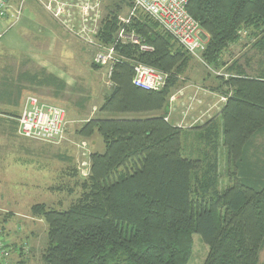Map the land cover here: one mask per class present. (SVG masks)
<instances>
[{"label":"trees","instance_id":"16d2710c","mask_svg":"<svg viewBox=\"0 0 264 264\" xmlns=\"http://www.w3.org/2000/svg\"><path fill=\"white\" fill-rule=\"evenodd\" d=\"M120 3L101 19L98 40L111 46L124 28L152 51L113 45L124 61L114 67L112 89L98 110L107 115H160L92 119L80 127V138L97 133L104 150L90 154L88 173L81 180L76 169L69 173L80 193L68 208L31 206V216L46 225L42 262L186 264L192 235L197 234L209 249L204 264H258L264 246V183L259 187L254 180L259 169L245 154L264 134V74L248 76L234 61L226 78L216 77L222 81L220 88L226 87L219 120L190 130L176 127L167 120L168 102L193 58L143 14L119 23L121 6L130 11L128 2ZM187 11L207 34L204 65L214 70L224 66L223 53L240 41L242 32L251 48L264 53V0H190ZM134 63L165 73V86L158 91L133 86ZM193 134L200 142V159L182 156V140ZM219 150L237 176L223 190ZM5 247L9 264H25L24 259L16 263Z\"/></svg>","mask_w":264,"mask_h":264},{"label":"rangeland","instance_id":"374dc122","mask_svg":"<svg viewBox=\"0 0 264 264\" xmlns=\"http://www.w3.org/2000/svg\"><path fill=\"white\" fill-rule=\"evenodd\" d=\"M15 4V7H13V13H16L17 11H20L21 13L22 9L29 11V9L33 8V10H30L31 13L33 11L43 10L42 8L55 9L58 7L61 9V12H55L54 17L57 24L56 28H58L59 31L60 28L62 29V40L57 43L55 48H53V51L51 50L50 60L54 61L57 70L59 69L66 72V75L70 77L66 80L68 84L61 85L58 84V82H54V84L48 83L47 85H39L38 83L39 88H32V90H40L41 93L31 92V95H37L45 100L49 99L51 101L49 103H52L51 105L64 108L67 112L68 121L72 120L74 123L70 124L71 126L69 127V130L71 133L68 131V139L59 145H47L15 135L19 140L14 142L13 147L15 149L19 144L18 151L19 153L24 152L25 156L24 159L23 157H14V159L7 160L6 163L16 164L17 161H20V163H18L19 167L21 164H24L25 172L19 173L20 178H22L23 175V179L26 180L27 183H38L39 188H33L26 185L24 191H19L13 194L16 195L14 201L11 199L2 200L4 207L0 208V232L4 236V239L2 240L3 244L8 246L11 250L12 258L16 255V248H18L13 244L16 246L20 245L21 241H24L22 240L23 237L28 234L30 227L27 229L25 226L22 230L20 224L24 221H28L27 219L31 216L30 208L32 205L42 203L49 208L66 209L78 197L80 188L75 184L77 179L69 174L61 176L59 173L60 167H67L68 165L73 167L72 169H76L79 179L81 180L82 177H85L84 173H88L90 154L92 152H103L104 147L101 137L95 133L88 139H82L77 134L80 127L85 122L92 119L148 117L147 115L141 114L107 115L100 113L98 110L103 103L104 97L110 93L113 84L110 85L109 82L111 79L109 81L106 77L103 68L94 69L91 67L92 65L96 66L93 63L95 47L88 45L85 42V38L90 37L93 30H96L97 32V29L98 32L96 33V38L98 37L97 35L99 33L101 19L109 10L113 9V5L121 4L120 0H15ZM121 7L123 13L121 12L122 14H119V17L124 18L126 17L124 15H126L127 12L129 14L130 11H128L126 6ZM10 9L11 7L9 6V12L11 14L12 11H10ZM52 16H47L46 18L51 20ZM7 18L13 17L8 16ZM43 18H45V16H43ZM13 19L14 22L10 24L8 29L12 28L20 21V17ZM60 25L63 26L61 27ZM5 31L6 29L3 30V32ZM3 32H0V95L2 94L3 96H1L4 99H7V92H11V87L16 85L14 82L19 85L21 83L32 85L33 82L38 81L36 80L37 78L43 80L48 72L46 69L40 68L38 65H27V72H23L25 70L23 67L19 68L17 72L27 73V75L22 74L20 76H22L21 78L27 77L28 80H20L21 78L15 80L16 76L14 75L16 70H14V72L11 71L9 61L11 59H17L19 56L22 57V59H26V52L29 49L26 47L20 49L7 47L4 38L1 39ZM38 32H41V34ZM44 32L45 28L40 27V29H36L35 34L43 38V36H45V34H43ZM17 33L18 35L23 36L26 34V31L20 29ZM200 37L202 40L204 39L206 45L207 34H205L201 28ZM28 42L31 43V41ZM225 53H223L221 57L222 62L226 61V59H229L231 56L234 57V59H237L241 65L245 66V70L248 74H251V69L257 65H259V68L264 72V53H259L250 47L246 32L241 33L240 41L235 44L233 52H230L228 57ZM191 57L193 60L190 61L187 70H193L192 74L194 75L191 77L192 80L198 83L204 82L205 84H208L209 81L216 79V77L226 78L227 75L225 71L218 72L217 70H214L211 65H204L201 62V55L199 57L192 55ZM22 61L24 62V60ZM4 67L9 68V76L2 79L1 71ZM14 67L16 68V65H14ZM211 69L212 71H210ZM40 70L41 72L38 74L37 72ZM33 76L34 80L30 82ZM214 81H217V79ZM45 87L47 88V91L44 92L43 88ZM195 89H200V87L195 86ZM200 90L202 91V89ZM223 98L224 97L220 98L221 102H225ZM149 116H155V114L150 113ZM11 131L15 133L14 128H12ZM262 136L263 135H258L255 138L251 147L247 149L245 154V158L249 159V162L254 163L258 169L262 166V160L259 163L257 159L259 160L262 158L264 163V156L261 155L260 158L256 155L258 151L256 139L259 137L260 140H263ZM191 137L192 138H187L186 140L184 138L182 140V156L190 159H200L201 154H198L196 151V149L200 148V142L194 134ZM21 139L24 140V142H22L23 145L20 143V141H23ZM80 141L87 144L88 152L86 153V156L79 157V160L77 157L78 155L75 153L79 151L76 145L79 144ZM256 156L257 159L254 158ZM55 164L58 166L56 173H54L52 169ZM218 171L220 174V190H223L227 185L231 184V182H234L237 177L235 175L236 169L233 163L227 162L226 156L223 155V152L218 155ZM259 172L257 174L260 176L254 177V180L258 182L260 187V185L264 183V169H259ZM54 187L56 188V191H54ZM57 187L59 189H57ZM49 188H52L51 191ZM34 221L33 231L35 237H28L26 244L23 242L26 246L21 252L22 255L28 259L29 264H44L41 260V255L46 246V225L44 222L38 221L37 219ZM192 240V254L186 264H204L209 251L208 246L197 234L192 235ZM258 264H264V246L259 253Z\"/></svg>","mask_w":264,"mask_h":264},{"label":"crops","instance_id":"0c3cea01","mask_svg":"<svg viewBox=\"0 0 264 264\" xmlns=\"http://www.w3.org/2000/svg\"><path fill=\"white\" fill-rule=\"evenodd\" d=\"M9 6L11 7L10 11L13 13V7H15V0H5ZM34 9V8H33ZM26 10H21L20 13V21L16 25H14L12 28L8 29L10 24L14 22L13 18H6L2 22H0V32H3L4 29H6L5 32H3L1 39L4 38V42L6 43L7 47H12L16 49H20L22 47H26L29 49L26 52V59H22V57H17V59H11L9 61V64L11 65V71L14 72L16 70L15 75L17 79H20L22 76L20 75H27V73H20L17 72L19 68H24L25 70L23 72H27V65H38L40 68H44L47 70V76L41 79L39 82H33L32 85L23 84L20 85L16 82L14 87H11V92H7V99H4L0 95V208L4 207V204L2 202L3 199H11L12 201L15 200L16 195H13L14 193H17L19 191H24L25 186L29 185L31 187L39 188L38 183L29 182L27 183L26 180L20 178L19 173L25 172L24 164H21L19 167L20 161H17L16 164H8L6 163L9 159H14V157L19 158L23 157L24 159V152L19 153L18 147L19 144L16 146V151L13 147V144L15 141L19 140L15 135L19 136L17 133V123L16 118L19 115L23 102L25 98L29 95H31V92H40V90L33 91L32 88H39L40 84L47 85L54 84V82H58V84H65L67 85L68 82L66 81L69 76L66 75V72L62 70H57L56 65L54 64L53 60H50L51 52L53 51V48L57 45V43L62 40V29L60 28V31L58 28H56V20L54 17L55 12H61V9L56 7L55 9L51 8H42L43 10H37L33 11L32 13ZM53 14V16H52ZM45 16V18H43ZM47 16H52L51 20H48L46 18ZM42 17V18H41ZM61 26V25H60ZM63 26V25H62ZM61 26V27H62ZM40 27L45 28V36L39 37L37 34H35L36 29H40ZM65 28V27H64ZM20 29H24L26 31V34L23 36L18 35V31ZM48 29V30H47ZM66 29V28H65ZM41 34V32H38ZM28 41H31L28 42ZM235 47V44H231L228 46L225 55L230 54V52H233V48ZM52 50V51H51ZM24 60V62L22 61ZM237 61V59H234V57H229V59H226L224 61V66H220L216 70L218 72L225 71L227 73L226 69L234 62ZM222 62V61H221ZM239 65H241L240 62H238ZM16 65V68L14 67ZM243 68H245L244 65H241ZM10 67V66H9ZM264 68V67H263ZM43 69V70H44ZM2 70V68H1ZM9 68L4 67L1 71V78H5L6 76H9L8 74ZM251 74H248L247 71L246 75L248 76H257V74H264V72L259 68V65L256 67H253L251 69ZM212 71V69L210 70ZM216 71V72H217ZM41 72H37L38 74ZM51 73V74H50ZM193 70H187L178 80L177 85L173 88L172 93L169 98L168 102V114H167V120L172 125L182 128V129H193L194 127H201L205 125L209 121H218L219 120V114L225 104V102H221L220 98L223 97L222 92L226 91V87L220 88L221 80L220 78H216L217 81L211 80L208 82V84H205L204 82H196L192 80V74ZM34 74V73H33ZM35 76V74H34ZM34 76L30 80H34ZM52 78H51V77ZM14 79V78H13ZM27 79V77L21 78ZM42 81V82H41ZM41 82V83H40ZM39 83V85H38ZM60 85V86H61ZM195 86L200 87V89H195ZM7 89V88H6ZM27 91V92H26ZM43 91H47V88H43ZM37 96V95H35ZM47 96V95H45ZM42 102L46 104H52L49 99L45 100L39 96H37ZM47 98V97H46ZM49 98V97H48ZM155 116L160 115V112L154 113ZM149 116V114H145ZM125 119H133V118H125ZM71 124L74 123V121H70ZM71 126V125H70ZM69 126V127H70ZM14 128L15 133L11 131V129ZM70 131V130H69ZM71 133V131H70ZM263 140H260L258 137L256 139L258 151L257 154L260 158L261 155L264 156V134H262ZM69 136V132H68ZM21 137V136H19ZM23 138V137H22ZM25 139V138H24ZM68 139V138H67ZM23 140V139H21ZM30 140V139H29ZM23 141H20L21 145ZM37 142V141H36ZM81 142V141H80ZM18 143V142H17ZM44 144V143H43ZM48 145V144H47ZM66 145V144H65ZM23 147V146H22ZM14 150V152H13ZM80 151V152H79ZM75 154L79 157H83L81 154V150H79ZM224 152V151H220ZM257 159V156L254 157ZM262 160V166L259 167V169H264V163L263 159H257V161ZM84 161V160H83ZM8 164V165H5ZM58 166L55 164L52 168L54 173H56ZM63 168V169H61ZM73 167H70L69 165L67 167H60L59 173L62 176H66L69 174ZM238 175V174H237ZM240 176V175H238ZM52 188H49L51 191ZM54 191H56V188H53ZM12 205V204H11ZM28 221H24L21 223V228L26 226L28 230V234L23 237L20 245L13 244L17 249L16 255L14 256L13 260L17 263L20 259H24L25 264H29L28 259L22 253H18L20 248H25L26 240L28 237H35L34 231H33V225L34 220L32 216L27 219ZM38 221H42L37 219ZM43 222V221H42ZM1 237L0 240L2 241L4 239L3 234L0 232ZM23 242L25 244H23ZM23 244V245H22Z\"/></svg>","mask_w":264,"mask_h":264},{"label":"built area","instance_id":"2783aa9c","mask_svg":"<svg viewBox=\"0 0 264 264\" xmlns=\"http://www.w3.org/2000/svg\"><path fill=\"white\" fill-rule=\"evenodd\" d=\"M130 4L127 17H119V23L128 24L129 19L137 13L152 19L190 56H200L205 50V41L200 37L199 23L187 11L190 0H125ZM11 16L20 17V11L9 12V5L5 0H0V22ZM98 32V29H97ZM96 30L85 38L88 45L95 47L93 63L105 70L106 77L111 79L114 67L124 61L115 53V44L137 45L140 51L151 52L152 48L142 44L134 33H127L120 28L116 34L115 42L111 46L102 44L96 38ZM132 85L143 90L158 91L167 81V75L142 63L132 64ZM112 85V82H109ZM225 101V98H223ZM17 133L19 136L48 145H59L68 138L69 126L64 108L42 102L38 97L29 95L23 102L22 109L16 118ZM81 154L86 156L87 144L80 142L76 145ZM84 165V164H83ZM87 172L84 173V176ZM10 254L8 249L0 242V264H9Z\"/></svg>","mask_w":264,"mask_h":264}]
</instances>
